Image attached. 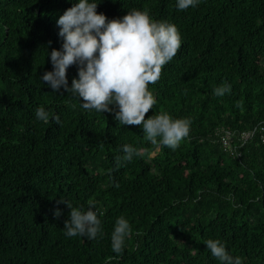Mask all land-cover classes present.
Instances as JSON below:
<instances>
[{"label": "trees", "instance_id": "16d2710c", "mask_svg": "<svg viewBox=\"0 0 264 264\" xmlns=\"http://www.w3.org/2000/svg\"><path fill=\"white\" fill-rule=\"evenodd\" d=\"M75 2L0 0V264H219L208 239L244 264H264V0H203L186 11L176 0H100L109 19L146 10L181 33L177 55L149 85L157 103L145 116L191 119L175 151L41 82L52 70L47 52L63 43L56 21ZM76 76L70 66L69 87ZM223 83L231 92L214 96ZM38 107L61 124L37 121ZM226 132L235 133L232 152ZM124 144L141 155L117 168ZM61 199L94 202L103 238H66ZM121 215L133 234L117 256L110 237Z\"/></svg>", "mask_w": 264, "mask_h": 264}, {"label": "clouds", "instance_id": "9594fccd", "mask_svg": "<svg viewBox=\"0 0 264 264\" xmlns=\"http://www.w3.org/2000/svg\"><path fill=\"white\" fill-rule=\"evenodd\" d=\"M203 0H176L178 11L198 7ZM100 0H76L56 21L59 37L63 43L59 50L50 53L51 71H46L41 82H46L52 92L61 89L83 102L85 111L114 113L119 125H142L145 139L155 146L173 151L190 135V118H173L167 112L145 119L157 100L149 85L161 77L162 68L177 55L182 46L178 28L167 21L151 17L146 10L133 9L121 18L109 19L98 12ZM50 46V43H49ZM77 67V76L69 82L67 70ZM231 92V85L223 83L213 89V95L223 97ZM112 106V107H110ZM35 119L48 124H61L59 115L38 107ZM123 156L116 157V167L122 162H131L141 155V150L130 144L122 146ZM118 187V185H116ZM70 209L64 222L66 238L81 237L88 240L103 238V213L89 201L87 209L74 207L61 199ZM62 212L57 209L55 217ZM133 234L130 221L118 217L111 233L112 252L120 255L126 240ZM211 256L219 264H244L240 256L232 255L226 244L219 239L205 241Z\"/></svg>", "mask_w": 264, "mask_h": 264}, {"label": "built area", "instance_id": "2783aa9c", "mask_svg": "<svg viewBox=\"0 0 264 264\" xmlns=\"http://www.w3.org/2000/svg\"><path fill=\"white\" fill-rule=\"evenodd\" d=\"M259 130L263 131L264 127L260 126ZM254 132H255V129L252 131H248V132H241L238 135L239 140H245V139L251 137L254 134ZM234 139H235V133L226 132L225 134H223L221 136L220 140H221L223 147L232 152V150L234 149V145L232 144V141H234ZM261 141H264V136H261Z\"/></svg>", "mask_w": 264, "mask_h": 264}]
</instances>
